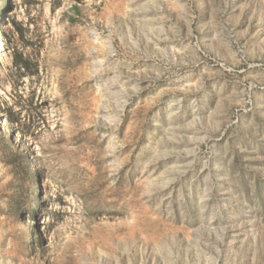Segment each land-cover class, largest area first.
<instances>
[{"label": "rangeland", "instance_id": "374dc122", "mask_svg": "<svg viewBox=\"0 0 264 264\" xmlns=\"http://www.w3.org/2000/svg\"><path fill=\"white\" fill-rule=\"evenodd\" d=\"M0 264H264V0H0Z\"/></svg>", "mask_w": 264, "mask_h": 264}, {"label": "trees", "instance_id": "16d2710c", "mask_svg": "<svg viewBox=\"0 0 264 264\" xmlns=\"http://www.w3.org/2000/svg\"><path fill=\"white\" fill-rule=\"evenodd\" d=\"M13 63L19 71L23 72V74H26L28 72L29 62L26 59H23L20 55H13Z\"/></svg>", "mask_w": 264, "mask_h": 264}]
</instances>
